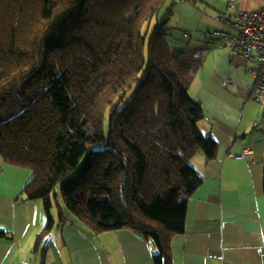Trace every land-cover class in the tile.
I'll return each instance as SVG.
<instances>
[{
	"label": "trees",
	"instance_id": "trees-1",
	"mask_svg": "<svg viewBox=\"0 0 264 264\" xmlns=\"http://www.w3.org/2000/svg\"><path fill=\"white\" fill-rule=\"evenodd\" d=\"M171 1L0 0V160L34 173L24 193L48 215L37 243L66 179L78 221L97 234L130 229L155 264H173L203 181L192 160L218 145L189 92L203 56L174 55L170 11L158 17Z\"/></svg>",
	"mask_w": 264,
	"mask_h": 264
},
{
	"label": "crops",
	"instance_id": "crops-1",
	"mask_svg": "<svg viewBox=\"0 0 264 264\" xmlns=\"http://www.w3.org/2000/svg\"><path fill=\"white\" fill-rule=\"evenodd\" d=\"M235 1V8L229 0L170 2L171 34L182 30L186 39L169 42L174 55L194 38L199 44L203 64L189 92L203 108L202 133L218 145L214 158L201 152L192 160L203 181L188 200L184 232L173 237V264H264V100L252 97L256 65L230 53L217 33L235 31L216 20L221 11H257L264 2ZM33 176L0 160V264H155L142 235L94 233L67 207L51 208L54 225L37 243L48 215L43 200L24 193Z\"/></svg>",
	"mask_w": 264,
	"mask_h": 264
},
{
	"label": "built area",
	"instance_id": "built-area-1",
	"mask_svg": "<svg viewBox=\"0 0 264 264\" xmlns=\"http://www.w3.org/2000/svg\"><path fill=\"white\" fill-rule=\"evenodd\" d=\"M264 2V0H263ZM236 1L229 0V8H235ZM216 20L229 24L235 31L234 34L226 31L218 32L224 40L232 55H240L256 65L250 69L254 77L252 97L256 101L264 100V5L257 11L237 9L235 14L230 11L219 12ZM249 153L244 150L238 158H244Z\"/></svg>",
	"mask_w": 264,
	"mask_h": 264
},
{
	"label": "rangeland",
	"instance_id": "rangeland-1",
	"mask_svg": "<svg viewBox=\"0 0 264 264\" xmlns=\"http://www.w3.org/2000/svg\"><path fill=\"white\" fill-rule=\"evenodd\" d=\"M170 5H171L170 3H167L161 9L160 13L158 14V17L159 18H161V19L164 18V15H166L167 12L170 10V7H171ZM153 24H154V22H153ZM153 24H152V26H153ZM167 25L170 27L171 23H170V25H169V23ZM152 26H151V28H152ZM182 34H183V31L182 30H181V32H178V31H174L172 29V34H170L171 36H169L168 41L170 43L173 42L174 40H180V41L183 42L186 39L182 36ZM193 35H194V33H193ZM185 46L188 47V44L185 43ZM189 46L190 47H188V48H191V50H194V49H197L198 48L199 44L196 42V40L194 38L191 41V44ZM65 181H66V179L63 180V181H61V182H59V184L57 185V187L51 193V200H52V203H53L52 209H53V211H57L59 214H60V210H61L60 208L61 207H66V203H65V201L63 199V196H62V185H63V183Z\"/></svg>",
	"mask_w": 264,
	"mask_h": 264
}]
</instances>
